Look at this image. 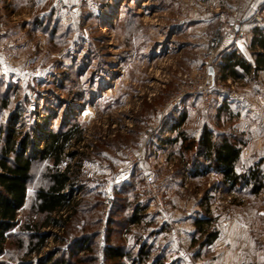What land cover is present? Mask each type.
Segmentation results:
<instances>
[{
    "label": "rangeland",
    "instance_id": "1",
    "mask_svg": "<svg viewBox=\"0 0 264 264\" xmlns=\"http://www.w3.org/2000/svg\"><path fill=\"white\" fill-rule=\"evenodd\" d=\"M233 30L243 37H227ZM217 32L226 38L210 58ZM263 35L264 0H0V149L9 126L16 140L41 129L39 149L48 134L70 133L59 169L68 167L82 184L73 185L70 205L55 215L64 226H40L47 238L33 250L38 241L23 226L42 221L34 193L47 187L51 166L34 160L26 207L0 264H112L108 246L123 250L119 264H139L134 257L144 243L142 264H264L262 170L255 193L211 168L190 173L193 161L208 164L196 148L204 128L214 141L229 138L240 148L237 174L264 159V72L232 66L236 58L254 66ZM127 153L144 160L131 166ZM143 172L161 190L164 217L150 209ZM128 182L115 201L114 190ZM136 204L143 216L128 225ZM197 220L209 223L199 230ZM83 228L99 235L80 251L73 238ZM211 232L216 238L202 247Z\"/></svg>",
    "mask_w": 264,
    "mask_h": 264
},
{
    "label": "trees",
    "instance_id": "2",
    "mask_svg": "<svg viewBox=\"0 0 264 264\" xmlns=\"http://www.w3.org/2000/svg\"><path fill=\"white\" fill-rule=\"evenodd\" d=\"M257 45L264 49V35L259 37ZM235 51H226L224 55L229 53V58L235 57ZM224 56V57H225ZM224 68L227 64L223 63ZM254 66L251 64H246L242 60H234L233 67L239 66L246 72L251 71V69H258V67L264 68V53L258 52L255 55ZM231 69H234V68ZM230 70V69H229ZM235 70L231 73L235 74ZM13 114L11 118H14ZM185 115H182L178 125L184 121ZM11 122V121H10ZM42 128V126H39ZM44 136L42 130H33L32 139L22 138L19 140L14 139L13 131L11 126L8 127V133L3 137L4 145L0 149V255L3 252L4 243L6 241L7 234L17 227L18 216L21 210L26 207V202L28 199L27 195V184L30 180L32 164L34 160H45L51 166L46 169L45 177L47 180V187H41L35 191V202L32 206L34 209V214L42 218L41 223H35L32 220L25 222L23 229L26 233H30V238L37 239V244L33 245L31 249H38L42 246L47 235L45 233L39 232L40 226L43 227H63L64 219H59L55 215L59 214L61 211L65 210L71 202L70 199V189L73 185H79L77 175L75 173L69 172V168L65 167L64 170H60L59 166L62 162V156L65 151V146L68 140L71 139L70 133L65 134H48L46 136L43 149L38 148V141L41 136ZM183 133L179 134L182 137ZM213 133L211 130H202L201 135L196 143L197 152L203 157H205L208 162L207 165L203 166L196 161L192 162V167L190 168V173L194 176H198L203 173L204 169H214L225 182L235 186L241 184L243 186L249 187V191L252 193L257 192L261 188V172L259 169H249L244 174L236 173V166L239 162L240 148L236 147V144L232 142L229 138H222L218 143L213 140ZM188 146H186V149ZM190 148V147H189ZM77 154V153H76ZM75 151H68L65 153L68 157H74ZM131 182H128L120 187H117L115 193V201L121 199V195L124 191L131 188ZM84 189V188H83ZM72 191V190H71ZM123 201H118L116 205H123ZM118 207V206H117ZM120 210V209H117ZM114 216V220L117 216ZM115 211V210H114ZM143 209L137 204L134 205L130 214L127 215V224L137 223L143 216ZM209 223V220H197L195 225L201 230L203 224ZM95 225H98L95 223ZM94 228V227H93ZM99 235L98 228L93 230H81L80 235L73 238V243L75 246L79 247L80 251L88 250L89 245L92 241H95ZM216 238V232H211L206 234V238L202 243V247L211 243L213 239ZM72 240V239H71ZM35 247V248H34ZM36 249V250H37ZM148 247L144 243L141 245L136 257H134L135 263L142 264L148 258ZM104 256L106 260L111 261L112 264H119L120 260L126 257L123 254V250L118 246H108L104 248ZM119 261V262H117ZM155 261H158L157 258ZM51 264H67L65 260H55ZM157 264V262H155Z\"/></svg>",
    "mask_w": 264,
    "mask_h": 264
},
{
    "label": "built area",
    "instance_id": "3",
    "mask_svg": "<svg viewBox=\"0 0 264 264\" xmlns=\"http://www.w3.org/2000/svg\"><path fill=\"white\" fill-rule=\"evenodd\" d=\"M227 37L233 39L234 41H238L243 37V33L240 30L235 31V32L233 30L230 34L227 35ZM223 38H226V36L223 37L219 32H217L215 34L212 42L209 45V56H210V58L216 56V54H217L216 50H218L217 48L222 43ZM216 66L217 65L215 64V65H212L211 67L215 68ZM206 84L209 85L208 83H206ZM183 95L184 94L182 93V91L179 92V94L177 95V100L181 99ZM126 158L129 161L131 166L135 165L137 163H141L144 160L141 155L135 156L132 153H127ZM142 175H143L145 187L147 188V191L149 193V195H148L149 200L148 201H149L150 209L152 211L154 210L153 215L164 217L165 214L168 212V208H167L166 204L163 202L161 190L155 185L153 174L149 173V172H143ZM118 182H119V180H118ZM111 186H113V185H111ZM112 199H113L112 198V191L110 188V190L108 192V197L105 201V209L106 210L111 205Z\"/></svg>",
    "mask_w": 264,
    "mask_h": 264
},
{
    "label": "crops",
    "instance_id": "4",
    "mask_svg": "<svg viewBox=\"0 0 264 264\" xmlns=\"http://www.w3.org/2000/svg\"><path fill=\"white\" fill-rule=\"evenodd\" d=\"M257 70H259V72H264V68L263 67H258V69ZM246 114H247V112H246ZM258 117H260V118H263L264 119V116H263V114H259L258 115ZM260 130H264V123L262 122V125H261V127H260ZM263 132V131H262ZM264 139H262V141H263ZM263 147V148H262ZM262 150H264V143H262ZM263 158H264V155H263ZM258 169L259 170H262V172L264 173V159L262 160V162L260 161V163H259V165H258ZM262 173V174H263Z\"/></svg>",
    "mask_w": 264,
    "mask_h": 264
},
{
    "label": "water",
    "instance_id": "5",
    "mask_svg": "<svg viewBox=\"0 0 264 264\" xmlns=\"http://www.w3.org/2000/svg\"><path fill=\"white\" fill-rule=\"evenodd\" d=\"M208 72H209V73H212V69H211V68H209V69H208Z\"/></svg>",
    "mask_w": 264,
    "mask_h": 264
}]
</instances>
